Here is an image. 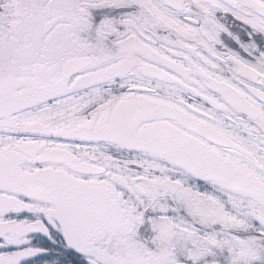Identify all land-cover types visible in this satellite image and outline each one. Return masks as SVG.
Listing matches in <instances>:
<instances>
[{
	"label": "snow or ice",
	"instance_id": "snow-or-ice-1",
	"mask_svg": "<svg viewBox=\"0 0 264 264\" xmlns=\"http://www.w3.org/2000/svg\"><path fill=\"white\" fill-rule=\"evenodd\" d=\"M0 264H264V0H0Z\"/></svg>",
	"mask_w": 264,
	"mask_h": 264
}]
</instances>
